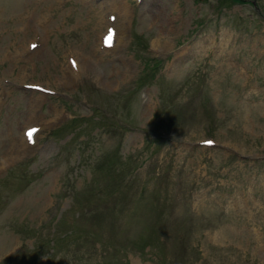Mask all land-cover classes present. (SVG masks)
<instances>
[{"label": "rangeland", "instance_id": "374dc122", "mask_svg": "<svg viewBox=\"0 0 264 264\" xmlns=\"http://www.w3.org/2000/svg\"><path fill=\"white\" fill-rule=\"evenodd\" d=\"M94 1L0 0V264H264V0Z\"/></svg>", "mask_w": 264, "mask_h": 264}, {"label": "bare ground", "instance_id": "6f19581e", "mask_svg": "<svg viewBox=\"0 0 264 264\" xmlns=\"http://www.w3.org/2000/svg\"><path fill=\"white\" fill-rule=\"evenodd\" d=\"M103 2L105 3V5L107 6L108 10H105V8L102 9V14H105V12L109 13V12H112V11H116V14H117V21L115 22V25H116V28L118 30V33L116 34L115 36V46L113 48V50H115L118 45L122 44L124 42V36H125V32L123 31L124 29V24L129 21L130 18H132V16L130 17L131 13L129 11V9L127 8V4L123 3V2H119L117 4V1H113V0H103ZM104 6V5H103ZM102 7V6H101ZM109 9L111 11H109ZM106 13V14H107ZM101 14L100 16V24H105V21H104V18H103V15ZM99 23V21H98ZM131 23V20L130 22ZM102 35V34H101ZM100 35V36H101ZM99 36V38H100ZM160 38H158L154 44L157 46L158 44V40ZM162 39V38H161ZM42 45H43V42H42ZM165 46H168V42H166L163 46L160 45V47H165ZM39 50L36 49V52L31 56L33 57L34 55H36L38 53ZM108 52V51H107ZM85 59V58H84ZM86 61V60H85ZM69 62H70V69L72 70V72L70 71V74H64L65 77H67L68 75L72 76L73 77V74L76 75L77 72L80 71L83 69V67L81 68V66H79V63H77V58L76 57H70L69 59ZM83 62V60H82ZM84 63V62H83ZM75 81V80H74ZM42 114V113H41ZM30 126V125H29ZM23 149H25V146L23 147ZM13 158V156L10 157V160ZM9 161V159L5 158L4 159V162Z\"/></svg>", "mask_w": 264, "mask_h": 264}, {"label": "trees", "instance_id": "16d2710c", "mask_svg": "<svg viewBox=\"0 0 264 264\" xmlns=\"http://www.w3.org/2000/svg\"><path fill=\"white\" fill-rule=\"evenodd\" d=\"M240 1H243V0H240Z\"/></svg>", "mask_w": 264, "mask_h": 264}]
</instances>
